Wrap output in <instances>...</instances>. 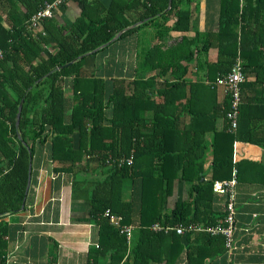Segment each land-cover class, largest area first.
<instances>
[{
    "label": "trees",
    "instance_id": "16d2710c",
    "mask_svg": "<svg viewBox=\"0 0 264 264\" xmlns=\"http://www.w3.org/2000/svg\"><path fill=\"white\" fill-rule=\"evenodd\" d=\"M52 1L0 0V49L4 53L0 64V264H9L6 237L10 227L5 216L21 210L32 159L42 146H48L49 159L61 164V171L94 167L103 172L101 179L88 182L90 188L81 187V192H90L89 219L99 226V248L91 251L93 260L109 255V264H175L184 251L186 264H207L223 256L222 235L179 236L149 227L156 223L214 225L225 216L215 206L214 182L230 180L234 169L240 180V165L233 160L234 143L264 148V0H221L218 31L196 32L192 39L169 36L170 30H188L190 14L182 4L191 0H172L168 12L169 0H138L136 4L131 0V5L116 1L106 11L96 7L95 0H83L81 15L70 28L55 18L57 11L64 10L68 1L64 0L53 17L41 20V31L29 29L32 17ZM140 4L144 9L138 18L125 14ZM168 17L173 19L170 26L166 25ZM160 18L163 22H155ZM139 21L143 24L129 28ZM151 24L155 35L140 45L131 78L104 79L85 70L86 57L107 49L101 46L121 30L129 28L116 41ZM46 48L53 50L51 55L45 56ZM210 48L218 54L208 76L226 74L237 58L242 61L245 81L238 127L232 133L226 118L230 95L225 94L223 103L206 104L195 92L200 84L186 78L188 63L195 59L201 68ZM79 56L83 57L56 70ZM258 87L261 99L244 98L243 91ZM184 113L190 122L182 128ZM219 117L226 122L222 131L215 128ZM200 123L207 126L198 129ZM209 150L211 179L206 180L204 163ZM132 152V163L127 164ZM248 164L258 167V179L264 182V165ZM126 179L137 187L136 197L127 203L121 198ZM176 179L186 183L187 199L168 209ZM106 209L122 216L123 223L136 226L130 248L125 236L103 216Z\"/></svg>",
    "mask_w": 264,
    "mask_h": 264
},
{
    "label": "crops",
    "instance_id": "0c3cea01",
    "mask_svg": "<svg viewBox=\"0 0 264 264\" xmlns=\"http://www.w3.org/2000/svg\"><path fill=\"white\" fill-rule=\"evenodd\" d=\"M91 1V0H88ZM116 1L122 5H131V0H95L96 7L101 6L105 11ZM133 1V0H132ZM135 4L138 0H134ZM142 1V0H140ZM221 0H191L182 5L189 11V28L185 31L170 30L172 38L186 37L192 39L196 32H216L219 28ZM170 0L165 12L171 8ZM100 7V8H101ZM83 0H68L62 12H56L55 18L59 25L70 28L81 15ZM140 4L138 9L125 13L133 19L140 16L143 10ZM163 22L157 19L155 22ZM165 21V20H164ZM173 19L167 18V26ZM139 21L131 28L142 25ZM147 25L130 35L113 41L107 49L89 55L85 59V70L104 79L116 76L132 77V68L137 61L139 47L152 39L156 29ZM155 45V44H153ZM51 48L45 49V56L52 54ZM94 53V52H93ZM217 49L210 48L202 59L205 64L197 66L195 59L188 63L186 78L194 85L197 96H200L209 105L215 101L223 103L225 93L223 88L209 84L219 75L210 72L209 65L217 61ZM201 59V60H202ZM155 72L139 75L145 78ZM253 81V76L248 77ZM67 80L64 79L66 85ZM189 83V85L191 84ZM189 91V87L187 89ZM244 98L261 99L262 91L258 87L243 91ZM157 101L160 99L157 98ZM184 102V100H182ZM182 128L189 124L190 117L185 113L181 115ZM200 123L198 129L207 125ZM226 122L223 117L216 120L217 131L224 129ZM78 136L75 137V140ZM233 160L240 165V180L237 178L236 204H235V231L234 242L236 249L229 258L227 252L223 256L208 261L207 264H264V182L259 181V169L248 163H261L264 165V148L255 144L236 141L233 147ZM48 146L38 147L32 159L31 178L25 205L17 213L5 216L10 227L8 241L7 263L9 264H109V255L99 256L96 260L91 257V251L99 248V226L89 219L90 204L87 202L88 193L81 192V187L90 188L93 179H101L104 175L101 170L94 167L78 170L75 173L61 171L63 166L49 159ZM212 151L206 153L204 170L205 179H211L210 163ZM246 162V163H245ZM238 173V172H237ZM84 182L74 185V181ZM258 180V181H257ZM135 184V183H134ZM137 187L130 179L123 182L122 201L130 202L136 197ZM215 206L223 210L225 196L215 193ZM187 199L186 183L180 179L173 182V193L169 198L168 209L176 202ZM137 233L133 230L132 238ZM131 238V242H132ZM98 245V247H96ZM226 249V248H225ZM161 264H165L164 262ZM175 264H186L183 251Z\"/></svg>",
    "mask_w": 264,
    "mask_h": 264
},
{
    "label": "built area",
    "instance_id": "2783aa9c",
    "mask_svg": "<svg viewBox=\"0 0 264 264\" xmlns=\"http://www.w3.org/2000/svg\"><path fill=\"white\" fill-rule=\"evenodd\" d=\"M64 0H53L52 2H46L44 6L35 14L29 25V29L35 32L41 31V20L43 18H50L54 16V11L62 5ZM242 2V0H240ZM3 51L0 49V64L3 60ZM245 81V73L242 66V61L237 58L233 63L230 71L226 74L218 75L213 83L215 86L223 88L224 93L230 95L232 98L231 108L226 114V118L229 121L230 128L228 132H234L238 127L239 105L241 102V85ZM236 143V142H235ZM133 152L125 162L127 164L132 163ZM123 163V162H121ZM236 185H237V170L234 169L230 180L215 181L213 184V192L216 194L224 195L226 202L224 204L223 211L225 216L219 219L214 225H199V224H177L174 226L161 225L159 223L153 224L149 229L153 232H171L174 231L179 236H186L193 233H207L212 236L222 235L225 238V248L229 258L234 254L236 245L234 242L235 231V204H236ZM103 216L107 218L109 224L119 230V233L126 238L127 247L130 248L131 238L134 228L133 224L123 223V217L111 212L110 209H106ZM98 247V245H96Z\"/></svg>",
    "mask_w": 264,
    "mask_h": 264
},
{
    "label": "water",
    "instance_id": "95a60500",
    "mask_svg": "<svg viewBox=\"0 0 264 264\" xmlns=\"http://www.w3.org/2000/svg\"><path fill=\"white\" fill-rule=\"evenodd\" d=\"M170 2H171V0H170ZM129 28H131V27H129ZM129 28L127 27V28L121 30L119 33H117V34L113 37V39H111V41H109L107 44L101 46V48H102V47H105V46H107V45H109L110 43H112L113 41H115L116 39H118V38L122 35V33H124V32H125L126 30H128ZM99 49H100V48H99ZM97 50H98V49H97ZM97 50H95V51H97ZM95 51H94V52H95ZM82 57H83V56H79L78 58L74 59V60L71 61L70 63H67V64H65V65H63V66H60V67L56 68V70H60V69H62V68H65V67L71 65L72 63H74L76 60H79V59L82 58ZM22 103H23V101H21V103H20V105H19V108H18L19 111H18V114H17V124H18V122H19V118H20V112H21V108H22ZM31 168H32V165L30 166V169H29L28 187H29V184H30V178H31ZM28 187H27V189H28ZM24 205H25V201H24L23 204H22L21 210L24 208Z\"/></svg>",
    "mask_w": 264,
    "mask_h": 264
},
{
    "label": "rangeland",
    "instance_id": "374dc122",
    "mask_svg": "<svg viewBox=\"0 0 264 264\" xmlns=\"http://www.w3.org/2000/svg\"><path fill=\"white\" fill-rule=\"evenodd\" d=\"M210 137V136H209Z\"/></svg>",
    "mask_w": 264,
    "mask_h": 264
}]
</instances>
